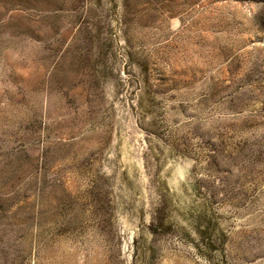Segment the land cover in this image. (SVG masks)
<instances>
[{
	"label": "rangeland",
	"instance_id": "1",
	"mask_svg": "<svg viewBox=\"0 0 264 264\" xmlns=\"http://www.w3.org/2000/svg\"><path fill=\"white\" fill-rule=\"evenodd\" d=\"M0 264H264V0H0Z\"/></svg>",
	"mask_w": 264,
	"mask_h": 264
}]
</instances>
